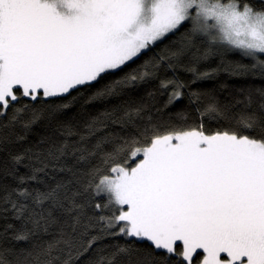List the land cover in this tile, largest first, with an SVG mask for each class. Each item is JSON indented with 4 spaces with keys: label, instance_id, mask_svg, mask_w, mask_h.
Listing matches in <instances>:
<instances>
[{
    "label": "snow or ice",
    "instance_id": "6c2138e0",
    "mask_svg": "<svg viewBox=\"0 0 264 264\" xmlns=\"http://www.w3.org/2000/svg\"><path fill=\"white\" fill-rule=\"evenodd\" d=\"M0 264H264V0H0Z\"/></svg>",
    "mask_w": 264,
    "mask_h": 264
},
{
    "label": "trees",
    "instance_id": "16d2710c",
    "mask_svg": "<svg viewBox=\"0 0 264 264\" xmlns=\"http://www.w3.org/2000/svg\"><path fill=\"white\" fill-rule=\"evenodd\" d=\"M219 79H221L222 82H227L228 84H233V83H237L238 82L236 80V78L229 77V76H227L225 74H221ZM213 83H214L213 81H205V82H203V86L204 87H211ZM222 95L226 96L227 93H223Z\"/></svg>",
    "mask_w": 264,
    "mask_h": 264
}]
</instances>
